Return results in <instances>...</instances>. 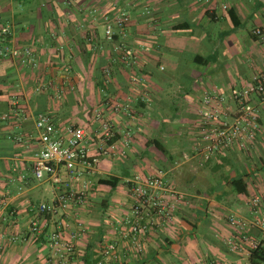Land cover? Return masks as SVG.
<instances>
[{
  "label": "crops",
  "instance_id": "1",
  "mask_svg": "<svg viewBox=\"0 0 264 264\" xmlns=\"http://www.w3.org/2000/svg\"><path fill=\"white\" fill-rule=\"evenodd\" d=\"M120 11L130 17L123 39L135 56L130 65L104 38L103 16ZM6 25L12 33L0 46L31 48L35 60L0 59V264H43L46 239L30 234V222L50 229L75 218L86 231L74 264H98L100 245L116 238L117 223L129 212L125 181L157 171L183 195L176 221L143 237L140 255L103 264H252L248 244L222 216L250 220V199L264 197V118L248 151L205 163L195 145L204 92H228L264 74V0H0V27ZM64 57L74 89L65 87L56 100L57 63ZM15 98L19 115L11 112ZM95 111L113 124L115 150L99 156L83 206L40 214L39 206L54 202L59 189L32 173L37 116L94 130ZM110 177L119 179L115 188L98 183ZM37 195L48 198L37 203ZM245 234L264 240L256 229Z\"/></svg>",
  "mask_w": 264,
  "mask_h": 264
},
{
  "label": "built area",
  "instance_id": "2",
  "mask_svg": "<svg viewBox=\"0 0 264 264\" xmlns=\"http://www.w3.org/2000/svg\"><path fill=\"white\" fill-rule=\"evenodd\" d=\"M66 3L68 0H64ZM135 3L136 0H129ZM130 23L129 14L120 11L103 16L104 38L113 43V52L118 60L131 64L135 62L133 51L123 42ZM3 35H11L10 26H3ZM254 35L262 32L255 30ZM10 58L18 63L34 62L35 54L31 48L14 45L0 46V59ZM65 58V57H64ZM66 60V58H65ZM53 64V63H52ZM58 89L54 98H62L65 87L73 90L70 84V65L64 59L57 63ZM110 73L109 69L105 74ZM43 85L36 88L41 92ZM119 106H116L118 109ZM23 108L15 98L12 102L13 115H19ZM8 115H4L3 119ZM199 136L195 152L202 162H209L214 156L229 151H248L256 142L260 121L264 118V74L254 76L249 83L228 92L216 88L206 90L198 110ZM94 130L86 126L59 125L51 114L41 113L35 120L38 134V146L32 159V173L38 181H49L59 193L51 204L42 203L38 212L56 215L58 209L70 210L83 206L92 190V177L96 174L99 156H106L115 150L113 124L103 118L100 111L94 112ZM129 135V134H127ZM96 154L92 153L95 145ZM130 199L129 212L117 223L116 238L100 245L103 261L98 264L119 263L122 258L138 256L144 250L143 237L148 233L171 225L176 221L183 195L172 189L166 181V173L157 171L152 175H135L125 181ZM249 206L253 218L243 219L235 214H224L222 219L235 229L241 240L250 250L264 247V240L246 236L249 229L264 234V197L257 195L250 199ZM33 237L45 238L48 255L43 264H74L76 243L86 231L84 221L60 220L52 228L33 219L29 224ZM231 251H237L238 245L228 240ZM200 264H211L201 262Z\"/></svg>",
  "mask_w": 264,
  "mask_h": 264
},
{
  "label": "trees",
  "instance_id": "3",
  "mask_svg": "<svg viewBox=\"0 0 264 264\" xmlns=\"http://www.w3.org/2000/svg\"><path fill=\"white\" fill-rule=\"evenodd\" d=\"M1 29L2 27H0V39L4 40L6 39V35H3L1 33ZM98 183L101 185L109 186L111 188H115L119 183V179L110 177L106 179H100ZM89 258L91 257H88V259L86 258L85 262H88ZM250 262L252 264H264V247H260L257 250H250Z\"/></svg>",
  "mask_w": 264,
  "mask_h": 264
},
{
  "label": "rangeland",
  "instance_id": "4",
  "mask_svg": "<svg viewBox=\"0 0 264 264\" xmlns=\"http://www.w3.org/2000/svg\"><path fill=\"white\" fill-rule=\"evenodd\" d=\"M154 154V153H153ZM118 172V171H117ZM117 192V191H116ZM116 192H114V196L115 197H117L118 198V193H116ZM47 196H45V195H37L36 197H35V202H37V203H40V202H42V201H45V200H47Z\"/></svg>",
  "mask_w": 264,
  "mask_h": 264
}]
</instances>
